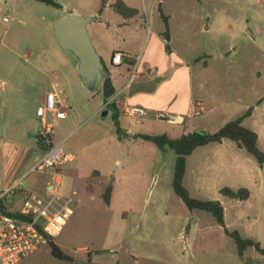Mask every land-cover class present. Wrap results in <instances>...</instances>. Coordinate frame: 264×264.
<instances>
[{"label": "rangeland", "instance_id": "1", "mask_svg": "<svg viewBox=\"0 0 264 264\" xmlns=\"http://www.w3.org/2000/svg\"><path fill=\"white\" fill-rule=\"evenodd\" d=\"M54 1L60 8L37 0H0V80L7 88H0V101H29L23 118L33 121V101L45 92L36 87L38 68L46 67L42 62L49 67L60 63L58 75L67 74L58 94L67 116L54 128L53 145L63 139L76 156L63 174L60 166L50 169L62 174L61 193L75 200L71 217L54 238L71 261L54 256L45 245L23 264H264L254 247L240 255L210 213L186 207L171 187L175 152L138 136L178 138L192 126L215 133L252 108L243 125L257 133L264 151V0H122L146 13L147 21L130 22L119 32L113 25L119 16L109 6L113 0ZM72 12L97 16L88 25L94 44L100 37L110 43L124 40L136 52L138 73L148 68L153 78H162L155 92L126 101L128 92L120 93L118 83L135 68L117 67L113 84L119 94L112 100L118 105L117 120L115 110L104 104L102 88L96 93L84 88L76 59L56 40L53 24ZM161 14L168 17L171 55ZM103 62L111 72L107 57ZM20 81L30 89L17 91ZM196 101L213 112L195 115ZM125 102L148 108L147 116L131 123L122 113ZM159 113L166 120L176 115L184 120L160 122ZM186 173L183 184L192 197L219 201L227 229L264 249V164L228 140L193 152ZM36 175L21 180L33 183ZM109 185L113 192L107 204L102 194ZM225 187L245 188L249 198H227L221 194Z\"/></svg>", "mask_w": 264, "mask_h": 264}, {"label": "built area", "instance_id": "2", "mask_svg": "<svg viewBox=\"0 0 264 264\" xmlns=\"http://www.w3.org/2000/svg\"><path fill=\"white\" fill-rule=\"evenodd\" d=\"M124 58L129 56L116 52L112 56L111 64H124ZM137 76L138 71L135 68L131 72L130 81ZM129 86L130 82L126 87ZM66 110L57 105L53 94L46 95L43 107L38 110V116L41 121L40 135L48 149L36 160L28 174L47 172L69 160L64 144L53 145L51 136L58 121L66 118ZM122 113L133 123L142 121L148 112L139 105H125ZM170 120L179 123L182 121L173 117ZM55 175L53 182L48 183L44 190L31 187L27 189L23 187L21 180L16 186L0 191V203H4V209H0V264H23L27 256L42 246L49 245L62 232L72 215L71 207L75 200L61 193L62 181L58 173ZM22 190L26 191L25 195L20 194ZM17 197L20 199L15 201Z\"/></svg>", "mask_w": 264, "mask_h": 264}, {"label": "crops", "instance_id": "3", "mask_svg": "<svg viewBox=\"0 0 264 264\" xmlns=\"http://www.w3.org/2000/svg\"><path fill=\"white\" fill-rule=\"evenodd\" d=\"M116 1L117 0H113L109 4V6L112 10H113L112 4ZM125 5L128 8H130V6H131V4H129V3H126ZM133 9L137 11V14L130 16V18H126L123 15H120L113 10L115 12V14H117L119 16V18L115 21V24H113L115 32H119L121 30L122 26H124L125 24H129L130 22L138 23L139 20L147 21L146 13H144V12L140 13V11L136 8H133ZM162 15H164V14H161V16ZM94 16H96V15H94ZM99 16L101 17L100 14H99ZM164 16H166V15H164ZM112 23L113 22L110 21L109 25ZM115 25H116V27H115ZM109 27L110 26H107L108 29H109ZM169 35H170V32H169ZM163 38H164V42L167 43L164 36H163ZM170 40H171V35H170ZM170 40H169V42H170ZM94 45H96V49H97L98 53L100 54L102 60L104 59V57H107L109 65L112 68V71L110 72V73H112L111 74L112 80L115 79V77H116L115 69L117 67H120L122 65H126V67L128 68V71H129L130 69H134L136 64L138 65V62L136 61V57H137L136 52L132 48H130L128 45H126L124 43V40L121 42L113 40V42L110 43L105 38L100 37V38L95 39ZM116 52H121V53H123V55L125 54V55L129 56V58H127L128 60L126 62L124 61V64H121L119 66L112 65L111 59H112V56L114 55V53H116ZM172 53H174V51L170 47V53H168V54L171 55ZM131 60L134 63L133 67H129V64H128L129 61H131ZM42 65H44L46 67L38 68V72L40 75H39L38 79L36 80L37 81L36 87H38L39 90H43L45 92H44V94H42L40 96V98H39L40 101H33L34 102V110L33 111H34V115H35V118H33V121L27 120L25 117L23 118L25 110H26L25 105L29 101H0V191H5L7 189H10V188L16 186L21 181L22 178H24L25 176L27 177L29 175L28 174L29 171L34 166L36 160L40 156H42V154H44V152H45L43 147L40 146V143H42L43 140H42L41 135H40L41 121H40V118L38 116V110H40L43 107L46 95L47 94H53L54 96L58 97V101H56V102H57V105H59V107H61V105H62L61 103H63L62 101H60L58 93H60V88L63 86V83L61 81L62 80L64 81V77H66L67 73L66 74L63 73L62 77H60L58 75L59 71H61L60 63H58V65H56V66L52 64L51 67H49V65H47L45 62H42ZM47 69H48L49 73H47ZM68 75H70L72 77L71 63L70 62H69ZM61 78H62V80H61ZM152 79H154V78L151 76V70H148V68H147V70L145 71V74L141 75V73L140 74L138 73V76L135 77L132 81H130L131 80V74H130L127 77V79L124 82H122L123 84L120 81L118 84L120 85V91L125 88V92H127L128 91V88L126 87L127 83L130 82V85H131L134 82H144V81H149ZM27 80H28V78H27ZM13 81L16 82L14 79H13ZM14 82H12V83H14ZM20 82H21V85L19 88H17V91L22 92L23 89H26V90L30 89L29 87L28 88L25 87V85H26L25 81H20ZM4 85H6L5 82L0 80V88L2 90L7 89V88H5ZM8 88L10 90L13 89L12 87L10 88V86ZM45 93H46V95H45ZM133 98L126 97V99H127L126 101L132 100ZM125 105H134V104H130L128 102H125ZM142 107H144V106H142ZM144 108L147 110V112L149 111L148 108H146V107H144ZM194 108H195V110L199 109V111H196V112H198V114H195V115H204V114H207L208 112H210V113L213 112L212 110L209 111V109L207 108V104H205L204 101H196L194 104ZM196 112H194V113H196ZM245 112H243L241 115H243ZM161 115H163V113H159L156 115V119H158V121H160V122L167 121L170 124H174V123L179 124V122H173L169 119L166 120V118H162ZM124 117L127 119V117L125 115H124ZM173 118L175 120L177 118L184 120L183 117L180 115L173 116ZM249 118L244 119V121H246ZM170 119H171V117H170ZM244 121H243V123H244ZM191 128H192L191 131H189L187 133H191V132L197 130V128H194L193 126ZM127 133H132V130L130 129L129 131H127ZM187 133H185V134H187ZM52 140H53V137H52ZM226 141H228V139H225L221 143H216V144L222 146V145L226 144ZM258 142H259V137H258ZM60 143L64 144L65 152L69 157L68 158L69 160L60 166L61 171H62L61 173L63 174L65 172V167L68 164L75 162L74 160H76V156L72 152V150H70L71 147L67 145L65 140L59 139L58 142L55 143V145L60 144ZM208 145H206V146H208ZM206 146L198 147L197 149L194 150V152L196 150L203 148V147H206ZM230 146H231V144H230ZM235 146L237 148H239L236 143H235ZM192 154L188 157V160H187V168H186L187 173L189 170V160L192 157ZM77 167H78V164H75L74 165L75 170H77ZM197 167L192 166L193 169H196ZM96 171L101 174V172L97 169L94 170L93 172H96ZM93 172H91L90 175L85 177L84 179L86 180L87 178H89ZM55 174H56V172H51L50 170L47 172H44V173H37L36 177L33 180V183H29V182L23 183V187H25L27 189L30 187L34 188L33 184H35L37 189L44 190L45 186L48 183L49 184L52 183L53 175H55ZM62 174L59 173L60 178H62V176H61ZM49 188H51V187L49 186Z\"/></svg>", "mask_w": 264, "mask_h": 264}, {"label": "trees", "instance_id": "4", "mask_svg": "<svg viewBox=\"0 0 264 264\" xmlns=\"http://www.w3.org/2000/svg\"><path fill=\"white\" fill-rule=\"evenodd\" d=\"M43 2L51 7L60 8V5L54 0H37ZM104 7V3L101 5V11ZM113 10L126 16H133L137 14V11L134 9L128 8L121 0H117L112 4ZM162 19L165 23V32L163 36L165 37L166 43V52L170 53L169 46V27H168V17L162 15ZM128 59L124 58L126 62ZM135 62V61H134ZM129 67H133V61H129ZM108 106L115 110V119L118 118V105L113 101ZM252 108H249L243 115L237 117L234 120H231L219 128L215 133H200L199 131H193L191 133L183 134L178 138H170L167 134L162 135H138L140 138L152 142L158 148H169L173 150L176 154L174 176L172 181V188L174 193L183 201L186 207L189 210H200L210 213L215 222L222 226L225 233L228 237L234 239L237 250L240 255H243L245 250L249 247H254L258 253L264 256V249L260 244L252 239L243 238L238 231L234 230L230 232L225 226V209L223 205L217 200H202L194 198L190 195L188 189L184 186L183 181L187 168L188 157L194 152L198 147L206 146L210 143H221L223 140L228 139L237 144L239 148H244L250 155H252L259 164H264V151L258 147V135L255 131L245 127L243 121L246 118H249L252 115ZM117 124V122H116ZM118 125V124H117ZM120 132V130H119ZM40 146L44 150H47V146L42 142ZM113 188L112 185L106 187L102 197L104 201L109 204L112 197ZM21 195H25L26 191H20ZM221 194L227 198L243 201L249 198V191L245 188H240L238 190H232L228 187H225L221 190ZM0 209H4V203H0ZM17 215V214H16ZM51 247V253L61 259L69 260L71 259L64 255L62 250L58 245L54 243V240H51L49 243Z\"/></svg>", "mask_w": 264, "mask_h": 264}, {"label": "water", "instance_id": "5", "mask_svg": "<svg viewBox=\"0 0 264 264\" xmlns=\"http://www.w3.org/2000/svg\"><path fill=\"white\" fill-rule=\"evenodd\" d=\"M96 19L97 16L82 17L72 12L57 20L53 24V31L60 46L76 59V69L84 88L90 93H96L101 87L104 104L108 106L119 92L89 34L88 25ZM161 81L162 78L157 77L149 81L134 82L128 87L127 97L133 98L140 93L151 94ZM122 92H125V88L120 91Z\"/></svg>", "mask_w": 264, "mask_h": 264}, {"label": "bare ground", "instance_id": "6", "mask_svg": "<svg viewBox=\"0 0 264 264\" xmlns=\"http://www.w3.org/2000/svg\"><path fill=\"white\" fill-rule=\"evenodd\" d=\"M176 120H177V121H181V119H180V118H177Z\"/></svg>", "mask_w": 264, "mask_h": 264}]
</instances>
